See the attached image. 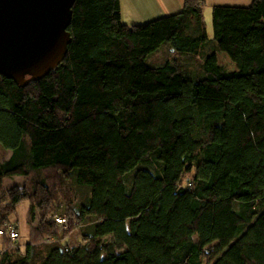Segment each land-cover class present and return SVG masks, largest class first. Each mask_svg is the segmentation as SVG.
Wrapping results in <instances>:
<instances>
[{
  "label": "trees",
  "instance_id": "trees-1",
  "mask_svg": "<svg viewBox=\"0 0 264 264\" xmlns=\"http://www.w3.org/2000/svg\"><path fill=\"white\" fill-rule=\"evenodd\" d=\"M204 7L128 26L121 0H76L65 61L0 76V230L18 241L30 204L0 264H264V0L214 6L212 38ZM55 175L85 190L75 244L46 211Z\"/></svg>",
  "mask_w": 264,
  "mask_h": 264
},
{
  "label": "water",
  "instance_id": "water-1",
  "mask_svg": "<svg viewBox=\"0 0 264 264\" xmlns=\"http://www.w3.org/2000/svg\"><path fill=\"white\" fill-rule=\"evenodd\" d=\"M76 0H0V76L21 88L66 59Z\"/></svg>",
  "mask_w": 264,
  "mask_h": 264
},
{
  "label": "rangeland",
  "instance_id": "rangeland-1",
  "mask_svg": "<svg viewBox=\"0 0 264 264\" xmlns=\"http://www.w3.org/2000/svg\"><path fill=\"white\" fill-rule=\"evenodd\" d=\"M214 2H223L221 5H224V3L228 4L226 2H231V1L205 0L204 18H205L206 28H208L207 32L209 35H211L213 31L212 10L214 7L213 5ZM226 6H232V5H226ZM134 25H138V24H134ZM219 61L221 64L224 65L226 64L232 65L230 60L229 59L227 60V57L225 55L219 56ZM42 175L45 178V176L48 175V173L46 172L43 173ZM53 177L54 179L52 178L50 181L47 180V182L49 183L50 186L49 193L51 192L53 196L56 197L55 201L57 203L54 204V206H51L50 210L46 209V211L49 213L51 220H54L55 216L53 215L67 218L68 225L65 227L61 226L59 228H56V231L60 235V239L65 238L66 241H69L71 244H75L78 240L81 239L80 230L83 228L80 225L81 222L77 220L78 216L77 215L75 216L76 213L74 212V210L76 208L75 205H78L79 200H82L85 190L75 187V185L71 183L68 179L61 178L58 175H55ZM14 187L18 189L20 193L26 191L28 195H32L33 193L36 196L38 195L39 192H41L39 189L37 193L35 191H32L31 185L29 187L28 180L24 179V177L21 176L10 177L4 181L3 189L5 191H8ZM29 210H30V204L27 201H24L17 207L15 214L11 217L12 222L18 226L21 234L20 239L14 243L15 245L14 247L24 246L27 243V241H29V227H30L28 224ZM41 214L42 211L39 210L35 211V216H36V220L34 222L35 227L38 226L40 223ZM11 244L12 243L5 241V246H4L2 245L0 239V255L3 253V249L10 247Z\"/></svg>",
  "mask_w": 264,
  "mask_h": 264
},
{
  "label": "crops",
  "instance_id": "crops-1",
  "mask_svg": "<svg viewBox=\"0 0 264 264\" xmlns=\"http://www.w3.org/2000/svg\"><path fill=\"white\" fill-rule=\"evenodd\" d=\"M228 1L231 2H226L228 4L224 3V5L249 6L253 2V0ZM183 3L184 0H121L122 22L128 26H132L134 24H141L160 17L176 14L182 11ZM222 3L223 2H214L213 5H221ZM212 35L213 32L211 35L208 34L209 38H212ZM228 59L227 57V60Z\"/></svg>",
  "mask_w": 264,
  "mask_h": 264
},
{
  "label": "built area",
  "instance_id": "built-area-1",
  "mask_svg": "<svg viewBox=\"0 0 264 264\" xmlns=\"http://www.w3.org/2000/svg\"><path fill=\"white\" fill-rule=\"evenodd\" d=\"M57 222L63 225L66 223V220L59 218ZM0 236H7L12 242H15L19 238L17 228L14 225H8L3 230H0Z\"/></svg>",
  "mask_w": 264,
  "mask_h": 264
}]
</instances>
